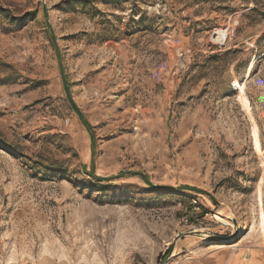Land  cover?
I'll list each match as a JSON object with an SVG mask.
<instances>
[{"label": "rangeland", "instance_id": "rangeland-1", "mask_svg": "<svg viewBox=\"0 0 264 264\" xmlns=\"http://www.w3.org/2000/svg\"><path fill=\"white\" fill-rule=\"evenodd\" d=\"M189 236L264 244V0H0V264Z\"/></svg>", "mask_w": 264, "mask_h": 264}, {"label": "crops", "instance_id": "crops-1", "mask_svg": "<svg viewBox=\"0 0 264 264\" xmlns=\"http://www.w3.org/2000/svg\"><path fill=\"white\" fill-rule=\"evenodd\" d=\"M177 253L167 264H264V244L244 238L235 243L204 249L193 236L180 239Z\"/></svg>", "mask_w": 264, "mask_h": 264}, {"label": "trees", "instance_id": "trees-1", "mask_svg": "<svg viewBox=\"0 0 264 264\" xmlns=\"http://www.w3.org/2000/svg\"><path fill=\"white\" fill-rule=\"evenodd\" d=\"M54 41V46L55 48L57 49V53H58V57L60 58V63L62 64V55H61V52L57 46V43ZM61 69H62V75H63V80H64V84H65V89L67 91V94H68V98L69 100H71L72 104H73V108L76 110V112H78V114L80 115V117L82 118V120L84 121V123L87 125V127L90 129V131L92 132V135H93V143L95 144V134L92 130V127L90 125V123L84 118V115L83 113L81 112V110L78 108V106L75 104L73 98H72V95H71V82L69 81V78H68V75L65 73V69H64V66L63 64L61 65ZM92 174H93V171H92Z\"/></svg>", "mask_w": 264, "mask_h": 264}, {"label": "bare ground", "instance_id": "bare-ground-1", "mask_svg": "<svg viewBox=\"0 0 264 264\" xmlns=\"http://www.w3.org/2000/svg\"><path fill=\"white\" fill-rule=\"evenodd\" d=\"M215 218L217 219V220H219V222H221L223 225H225V226H230V222L228 221V220H226V219H224L221 215H219V214H216L215 215ZM239 235V234H238ZM238 235H236V234H234V236H233V238H230V239H234L235 237H237ZM213 245H216V244H213ZM211 247H217V246H211Z\"/></svg>", "mask_w": 264, "mask_h": 264}, {"label": "water", "instance_id": "water-1", "mask_svg": "<svg viewBox=\"0 0 264 264\" xmlns=\"http://www.w3.org/2000/svg\"><path fill=\"white\" fill-rule=\"evenodd\" d=\"M86 118V117H85ZM95 153H96V148H95Z\"/></svg>", "mask_w": 264, "mask_h": 264}]
</instances>
